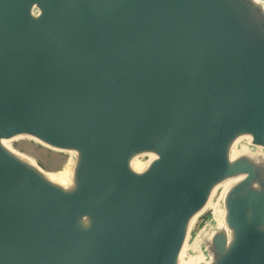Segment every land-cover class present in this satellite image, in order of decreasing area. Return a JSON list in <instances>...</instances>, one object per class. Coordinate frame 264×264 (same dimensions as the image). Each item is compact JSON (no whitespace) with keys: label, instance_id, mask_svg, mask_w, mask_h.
I'll return each mask as SVG.
<instances>
[{"label":"water","instance_id":"water-1","mask_svg":"<svg viewBox=\"0 0 264 264\" xmlns=\"http://www.w3.org/2000/svg\"><path fill=\"white\" fill-rule=\"evenodd\" d=\"M244 134L264 148L253 0H0V139L78 154L64 192L0 146V264H176L190 217L237 174L212 264H264V170L229 158Z\"/></svg>","mask_w":264,"mask_h":264},{"label":"bare ground","instance_id":"bare-ground-1","mask_svg":"<svg viewBox=\"0 0 264 264\" xmlns=\"http://www.w3.org/2000/svg\"><path fill=\"white\" fill-rule=\"evenodd\" d=\"M253 1L255 3H257L258 5L261 4L263 9H264V0H253ZM33 14L36 15L37 11L34 10ZM21 136H23V135H15V136H12L10 138L0 139V146L7 153H9L11 156H13L15 159H17L21 163H23V164L27 165L28 167H30L31 169H33L38 175H40L44 180H46L50 184L54 185L55 187L61 189L64 192L73 191V189L75 188L74 171H75V167L77 165V159H78L77 152L74 150H67V151L65 150L66 152L70 153L71 156L74 157L73 159H75V160L71 161L70 166L68 168H66L65 170L58 172V173H55V174H49V173L42 171L31 158H29L23 154L18 153L17 151H15L10 146L11 141L17 140ZM28 137H30L31 139H33L37 142H40V140H38L35 137H32V136H28ZM250 140H251V136L249 134L240 135L237 138H235V140H233V142L231 143V146H230L231 157H234V155H236L239 152L246 151L247 149H245L244 144H242V142L246 141L247 143L248 142L250 143ZM40 143H42V142H40ZM250 145H251L250 147L252 149H255V150L263 148L261 146L252 145L251 143H250ZM47 147H49V146H47ZM57 150H59V149H57ZM59 151H64V150H59ZM141 157H147L148 160L146 162H143L141 160L142 159ZM155 158H156V154L153 151H147V152L135 154L129 160V168L134 173H142L143 171H145L147 169L149 164ZM259 163L261 166L264 164L263 162H259ZM259 163L257 162V164H259ZM259 173H261V172H259ZM262 173H264V172H262ZM243 179H244L243 174H237L236 176H232L230 178H227V179L223 180L222 182L215 184L212 187V189L209 193V196L207 198V201L205 202L203 207L200 210H198L196 213H194L190 217V219L187 223L185 237H184L183 243L181 245V249L179 251L176 264H201L204 262V260H205L204 252H203V250L199 251L198 249H199L200 242L202 241L203 236L206 235L209 232V230L213 231L214 229H216L213 234L211 232V234L209 235L208 246H209L210 250H212V242H211L212 237L215 234L221 233V234L227 236V238H226L227 239V246L230 244V241L232 239V231L228 228V226L225 223V216H224L225 211H223L222 209H219V206H217V204H213V196L215 195V192L217 190L221 189L222 192H221L220 197H221V199H222V197L225 198L228 195V193L236 185H238ZM258 179H259V181L253 182L250 185V187L252 190L264 193V174L259 175ZM210 207L213 208V211L215 214L214 216H216V218L214 219V223L209 222L207 225H205L203 227V229L197 234L193 243L191 245H189L188 244L189 235L191 233V230H192L196 220L200 217V215L206 209H208ZM214 225H215V227H214ZM212 261L209 263H206V264H212Z\"/></svg>","mask_w":264,"mask_h":264},{"label":"rangeland","instance_id":"rangeland-1","mask_svg":"<svg viewBox=\"0 0 264 264\" xmlns=\"http://www.w3.org/2000/svg\"><path fill=\"white\" fill-rule=\"evenodd\" d=\"M259 6H262V5L260 4ZM40 142H37L31 139L30 137H28V135H23L19 137L17 140L11 141L10 146L18 153L31 158L42 171L49 173V174H55V173L65 170L66 168L70 166L71 161L75 160L73 159L74 157H72L70 153L66 152L67 150L59 151L56 148H53L51 146L47 147L48 145H46L43 142L42 144ZM250 143H251V140H250ZM250 143L243 141L242 144H244V147L247 150L237 153L236 155H234V157H231V149H230L229 151L230 160L234 161L239 158L247 159L250 162L256 164L257 166L262 167V169L264 170V164L261 166L259 163V162L264 163V148H261L258 150L252 149L250 147L251 146ZM141 158L140 159L143 162H146L148 160L147 157H141ZM257 162L259 164H257ZM221 192H222L221 189L215 192V195L213 196V204H217V206H219V209H222L223 211H225V203H224L225 198L222 197L221 199L220 197ZM208 209H206L200 215V217L196 220L191 230V233L189 235V240H188L189 245L193 243L197 234L203 229L205 225H207L209 222L214 223V219L216 218V216H214L215 214H214L213 208L210 207ZM215 230L216 229H214L213 231L209 230V232L203 236L202 241L200 242V246L198 250L199 251L203 250L204 255H205V260L201 264H206L213 260V254L211 250L209 249L208 240H209V235L211 234V232L213 234Z\"/></svg>","mask_w":264,"mask_h":264}]
</instances>
